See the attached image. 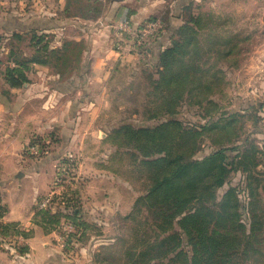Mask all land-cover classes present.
Wrapping results in <instances>:
<instances>
[{
    "label": "rangeland",
    "instance_id": "rangeland-1",
    "mask_svg": "<svg viewBox=\"0 0 264 264\" xmlns=\"http://www.w3.org/2000/svg\"><path fill=\"white\" fill-rule=\"evenodd\" d=\"M34 1L33 7L32 0H0V22L14 25L13 29L10 26L12 31H24L20 37L7 40L16 48L14 66L25 55L40 57V51L32 55V34L42 27L24 30L25 24H49L43 27L44 32L41 29L37 33L44 35L51 47L59 46L66 36L80 38L79 45H70V59L61 66L62 80L77 84L78 121L65 123L61 131L54 127L44 134L33 133L26 146L31 156L52 164L48 190L36 205L45 199L47 205L65 201L69 209L79 211L80 228H74L65 216L57 225L63 244L71 248L94 243L91 256L95 261L104 253L97 258L94 253L109 245L122 258L108 264H123L132 244H137L136 229L142 227L148 235L152 233L145 216H136L142 220L140 227L138 218L126 217L134 208L135 214L137 209L141 215L149 212V199L135 205V200L147 192L156 164L143 161L166 151L193 158L222 152L229 154L234 164L227 181L216 186L210 207L222 209L226 228H233L238 237L251 233L249 258L241 256L237 264H264V0H210L215 4L206 11L189 5L197 9L175 14L180 24L194 28L186 27L180 34L178 29L164 33L169 26L167 13H151L138 21L125 12L118 20L96 25L109 0H68L63 9L57 0ZM123 17L130 23V33L116 28ZM0 31L3 38L12 32ZM104 33L111 47L129 58L119 61L117 67L112 64L99 76L98 71L92 73L91 60L83 59V51L86 39ZM162 38L185 40L174 54V62L166 66L163 78L153 66L159 52L152 47L153 41ZM151 47L153 51L148 52ZM10 53L8 50V56ZM56 55L49 57L48 65L54 72L61 63ZM8 66L6 60H0L2 72ZM3 80L4 75H0V86ZM157 126L158 130L147 135L139 131ZM220 160L221 155L216 161ZM228 190L230 196L226 198ZM225 200L226 205H220ZM57 207L52 208L55 211ZM240 216L243 226H235L232 220H240ZM70 224L73 227L69 230ZM16 227L26 230L21 224ZM66 234L70 238L66 239ZM0 238L2 245L12 240L14 247L17 237L7 234ZM17 240L21 245L22 239ZM183 243L190 253L184 238ZM208 254L207 264H216L212 253Z\"/></svg>",
    "mask_w": 264,
    "mask_h": 264
},
{
    "label": "crops",
    "instance_id": "crops-1",
    "mask_svg": "<svg viewBox=\"0 0 264 264\" xmlns=\"http://www.w3.org/2000/svg\"><path fill=\"white\" fill-rule=\"evenodd\" d=\"M209 1L109 0L106 9L95 21L96 25H99L108 20H118L125 12H129L138 21L149 17L151 13H167L169 26L164 31L165 33L181 27L182 23L180 24L178 15L175 13L187 9L195 11L197 8H188L189 5L195 4L201 6L200 10L206 11L208 10L206 7L210 8L209 5L215 4V2ZM57 2L60 9H63L65 1L57 0ZM36 3L32 0L33 7L36 6ZM40 10L32 9V12ZM8 26L9 28H7ZM10 26L12 29L15 27L12 24L0 22V29L3 31L11 32ZM47 26L49 24H45L44 21L41 24L28 23L22 28L27 30V27L43 28ZM0 32L3 35V32ZM13 32L21 31L15 29L8 37H0V60H6L11 67L14 66L12 60L13 57H16V48L15 46L11 48L7 44V40ZM68 39L80 40L76 36ZM85 41L86 49L83 51V59L91 60L92 73L93 70L98 71L97 73L100 72L99 76L104 74V71H109L112 64L116 63L117 67L119 61H123L128 56L127 53L116 52L109 44L105 33L92 36ZM169 44L168 38H162L153 41L152 47L156 48V52H159ZM152 47L147 51H153ZM8 50L11 52L10 56H8ZM2 71L3 69L0 67L1 76L3 75ZM25 74L28 79L21 85L11 86L3 80V85L0 86V205L4 208L1 216L2 223L21 224L26 230H30L31 234L27 237L14 234L17 238L22 239L21 242L25 245L23 252L18 251L16 243L19 241L17 238H15L14 247H12V240L9 244L2 245L3 238H0V264H97L91 256L94 243L66 247L62 242L63 239L61 240L59 226L46 230L35 222L36 202L48 190L52 164L31 156L26 147L31 134H44L45 131H50L54 127L60 129L65 123L78 121L79 113L76 109L80 102H78V95H74L77 92V84L75 81L71 83L63 81V78L50 66L36 62L28 65ZM89 74L91 75V72ZM87 77L89 78V76ZM65 203L64 201L63 203L48 204L53 210V206L63 207ZM61 220L60 222H62ZM2 235L0 232V237Z\"/></svg>",
    "mask_w": 264,
    "mask_h": 264
},
{
    "label": "trees",
    "instance_id": "trees-1",
    "mask_svg": "<svg viewBox=\"0 0 264 264\" xmlns=\"http://www.w3.org/2000/svg\"><path fill=\"white\" fill-rule=\"evenodd\" d=\"M66 2L68 0H65ZM186 27L187 29L194 28V26L191 27L184 23L178 29L179 34ZM41 29L44 32L45 29ZM41 29L35 30V33L32 34V38H34L32 39L34 40L32 41L34 50L32 55L40 51V57L36 58L34 55L27 57L25 55L22 60H16V66L6 67L3 75L9 85L18 86L27 81L25 71L30 62L51 65L49 57L52 54H57L55 57L61 62L60 66L57 67L58 70H56V73L61 76V66L67 64L70 59V45L80 44V41L64 37L59 46L51 47L44 35L37 33ZM23 33L24 31L13 32L11 36L14 38L20 37L19 34ZM184 43L185 40L183 41V39L182 41L181 39H173L169 45L159 51L158 59L153 66L157 68L161 77H166L164 74L166 66L169 62H174V54L179 53ZM205 52L209 55L208 50ZM55 65L57 66V64ZM167 81L169 82L168 79H166ZM158 129L159 126L152 129L145 127L139 129V131H143L147 135L152 130ZM166 148L168 149V147ZM219 155H221V160L216 161ZM224 160L229 166L225 165ZM143 162L147 165L156 164L155 168L151 169V183L147 192L144 196H139L135 200V205L149 199V206L147 204L149 212L141 215L137 209L135 214L136 208H134L126 217L138 218L136 222L138 223L137 226L140 227L142 220L136 216H145L144 218L149 220L147 222H149L152 233L148 235V231H145L142 227L136 229L134 235L137 236L135 239L137 244H132L131 251L128 252L129 256L123 257V264H207L208 256L210 257V254L207 255L209 252L212 253V257H215L216 264H237L239 257L242 256L244 260L249 258L248 244L251 233L238 237L233 228H226V223L221 218L222 209L216 210L210 207L211 199H215L216 196V186L227 181L230 169L234 164V160L229 154L217 152L205 157L193 158L190 154L178 153L172 155L166 151L165 154L156 159H145ZM229 196L230 191L228 190L224 197ZM226 203L225 200L224 203L220 202V205H226ZM65 208L68 209L62 210ZM213 211L215 216L212 215L211 218L210 215L213 214ZM3 212L4 208L0 205V216ZM236 213L238 214L239 211H236ZM34 215L35 222L42 225L46 230L57 228L63 216L70 219L69 221L74 224V228L80 226L79 211L75 207L69 209L68 202L63 207H57L55 211L49 207V204L44 208L36 205ZM239 218L240 220H232L235 226H238V224L243 226L242 216ZM250 227L251 230L254 229L253 225H250ZM11 229H14V231H7ZM0 232L3 235L21 234L24 237L31 234L30 230L18 229L15 223L2 222H0ZM70 236V234H66V239ZM183 238L186 245L190 246V253L183 246ZM110 247L109 245L100 247L99 253H94V257L97 258L101 252L104 255L96 261H100V264H108L107 261L111 260L116 263L117 260L119 261L122 258V256L117 255L119 252L112 251ZM209 247L210 250H208ZM24 250L25 245L18 246V251L23 252ZM164 258H166V261H164Z\"/></svg>",
    "mask_w": 264,
    "mask_h": 264
},
{
    "label": "built area",
    "instance_id": "built-area-1",
    "mask_svg": "<svg viewBox=\"0 0 264 264\" xmlns=\"http://www.w3.org/2000/svg\"><path fill=\"white\" fill-rule=\"evenodd\" d=\"M149 26H151V25H149ZM116 28H118V29H122V30H125V31H127L128 33H130V23H129V21H128V19L127 18H125V17H123L122 19H121V21H120V23L116 26ZM120 43H117L116 44V47L117 48H120ZM47 199H45L44 201H42L41 202V204L39 205V207H44V206H46L47 205ZM0 219H1V216H0ZM73 226H71V224H70V227H69V230L72 228Z\"/></svg>",
    "mask_w": 264,
    "mask_h": 264
}]
</instances>
